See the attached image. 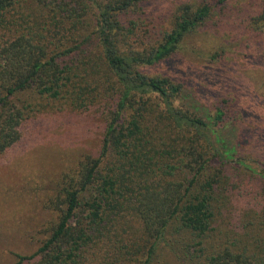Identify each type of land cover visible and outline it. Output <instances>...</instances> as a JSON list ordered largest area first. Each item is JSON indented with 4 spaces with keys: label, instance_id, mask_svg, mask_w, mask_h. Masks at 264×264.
Masks as SVG:
<instances>
[{
    "label": "trees",
    "instance_id": "trees-1",
    "mask_svg": "<svg viewBox=\"0 0 264 264\" xmlns=\"http://www.w3.org/2000/svg\"><path fill=\"white\" fill-rule=\"evenodd\" d=\"M144 1L0 0V152L20 137L19 93L110 104L98 154L63 177L49 234L14 264H264V162L254 173L248 154L210 140L223 106L210 122L176 103L194 97L188 77L146 71L211 7L178 4L171 30L148 42L138 17L123 19Z\"/></svg>",
    "mask_w": 264,
    "mask_h": 264
},
{
    "label": "rangeland",
    "instance_id": "rangeland-1",
    "mask_svg": "<svg viewBox=\"0 0 264 264\" xmlns=\"http://www.w3.org/2000/svg\"><path fill=\"white\" fill-rule=\"evenodd\" d=\"M17 2L24 6L28 0ZM182 2L208 4L210 14L183 36L167 63L146 71L188 77L187 89L194 97L176 103L185 102L210 122L216 107L223 106L225 123L220 132L208 130V137L223 148L234 146L237 153L248 154L254 162L243 168L258 173L257 165L264 162V25L258 20L264 0H145L141 11L123 19L138 17L136 33L147 35L148 42L158 41L171 30ZM4 39L0 30V43ZM109 98L114 103V95ZM14 100L24 106L25 117L19 139L0 152V264H14L16 254H32L47 237L56 215L51 201L80 158L98 154L110 106L95 102L75 107L66 98L31 89ZM231 120H236L240 133L228 124Z\"/></svg>",
    "mask_w": 264,
    "mask_h": 264
}]
</instances>
